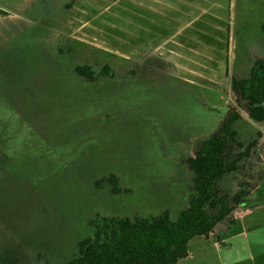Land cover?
<instances>
[{
  "label": "rangeland",
  "instance_id": "1",
  "mask_svg": "<svg viewBox=\"0 0 264 264\" xmlns=\"http://www.w3.org/2000/svg\"><path fill=\"white\" fill-rule=\"evenodd\" d=\"M0 15V264H70L97 217L177 220L187 158L264 58V0H22ZM240 111L238 141L257 144L219 187L262 202L264 121ZM111 175L128 192L96 186Z\"/></svg>",
  "mask_w": 264,
  "mask_h": 264
},
{
  "label": "trees",
  "instance_id": "2",
  "mask_svg": "<svg viewBox=\"0 0 264 264\" xmlns=\"http://www.w3.org/2000/svg\"><path fill=\"white\" fill-rule=\"evenodd\" d=\"M75 73L89 81L97 80L90 66H77ZM109 74L105 67L99 76ZM232 91L239 107H232L211 136L199 143L187 158L194 175L189 206L177 220L169 211L148 217H97L89 222L92 234L78 243V253L70 264H178L189 256L190 242L209 236L217 225L247 201L252 191L240 184L233 196L222 195L219 182L226 175H235L251 157L257 144L238 141L234 125L245 109L254 123L264 121V58L255 62L247 77L234 78ZM242 150L235 152V147ZM107 183L112 193L128 192L120 187L116 175L96 182Z\"/></svg>",
  "mask_w": 264,
  "mask_h": 264
},
{
  "label": "crops",
  "instance_id": "3",
  "mask_svg": "<svg viewBox=\"0 0 264 264\" xmlns=\"http://www.w3.org/2000/svg\"><path fill=\"white\" fill-rule=\"evenodd\" d=\"M22 0H0V13L8 14ZM1 17V15H0ZM209 236L194 238L189 256L178 264H264V220L255 211L264 201H245Z\"/></svg>",
  "mask_w": 264,
  "mask_h": 264
}]
</instances>
